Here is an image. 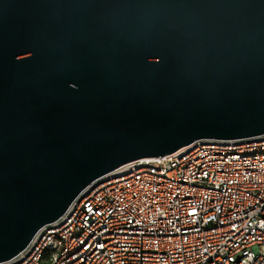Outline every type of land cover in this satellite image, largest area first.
Returning <instances> with one entry per match:
<instances>
[{"label":"water","instance_id":"1","mask_svg":"<svg viewBox=\"0 0 264 264\" xmlns=\"http://www.w3.org/2000/svg\"><path fill=\"white\" fill-rule=\"evenodd\" d=\"M264 133V0H0V262L95 178Z\"/></svg>","mask_w":264,"mask_h":264},{"label":"built area","instance_id":"2","mask_svg":"<svg viewBox=\"0 0 264 264\" xmlns=\"http://www.w3.org/2000/svg\"><path fill=\"white\" fill-rule=\"evenodd\" d=\"M0 264H264V133L124 163Z\"/></svg>","mask_w":264,"mask_h":264}]
</instances>
